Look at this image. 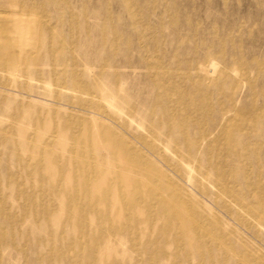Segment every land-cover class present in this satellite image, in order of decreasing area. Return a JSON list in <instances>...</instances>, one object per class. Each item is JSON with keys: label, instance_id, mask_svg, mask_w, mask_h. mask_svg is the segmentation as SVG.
I'll use <instances>...</instances> for the list:
<instances>
[{"label": "rangeland", "instance_id": "374dc122", "mask_svg": "<svg viewBox=\"0 0 264 264\" xmlns=\"http://www.w3.org/2000/svg\"><path fill=\"white\" fill-rule=\"evenodd\" d=\"M19 1L0 264H264V0Z\"/></svg>", "mask_w": 264, "mask_h": 264}, {"label": "bare ground", "instance_id": "6f19581e", "mask_svg": "<svg viewBox=\"0 0 264 264\" xmlns=\"http://www.w3.org/2000/svg\"><path fill=\"white\" fill-rule=\"evenodd\" d=\"M17 8L18 9L24 8V5L21 4V2L19 0H0V36H1L0 38H2V36L3 37L6 36L7 38H9V37L12 38V36H16V38H17V36H20L21 40H24L29 44L33 41V38H35L34 36H42L40 33V27L38 25L39 22L37 24H35L31 20L32 18L28 15H27L28 18H26V19L19 18V16H23V14H22L23 12H27V11L26 10H18ZM7 38H3V39H7ZM21 43H22V41H21ZM33 44H34V41L31 45H33ZM8 46H10V45H8ZM8 46L6 43L0 41V52L6 56L8 53L7 52ZM11 46H10V48H12ZM24 47H26V46L24 45ZM27 47H29V46L27 45ZM16 48H17V46H16ZM33 48L35 49V47H33ZM30 49H32V48H30ZM30 49H27V50H30ZM13 51L15 52L16 50H13ZM8 55H10V54H8ZM211 64H212L211 69H215L216 68L215 64H213V63H211Z\"/></svg>", "mask_w": 264, "mask_h": 264}]
</instances>
